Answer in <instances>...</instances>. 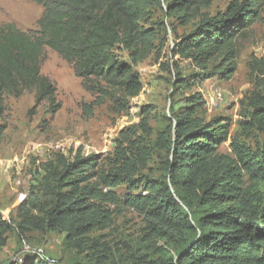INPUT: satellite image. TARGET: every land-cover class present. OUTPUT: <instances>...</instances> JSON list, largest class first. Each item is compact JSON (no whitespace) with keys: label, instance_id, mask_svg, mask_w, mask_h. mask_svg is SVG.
<instances>
[{"label":"trees","instance_id":"trees-1","mask_svg":"<svg viewBox=\"0 0 264 264\" xmlns=\"http://www.w3.org/2000/svg\"><path fill=\"white\" fill-rule=\"evenodd\" d=\"M215 1L34 0L44 8L37 33H26L10 23L0 27V119L6 111L5 95L20 98L35 92L37 103L56 102L57 89L41 71L47 49L73 65L84 88L97 96L94 104L84 105L85 116L92 115L95 106H102L113 92L134 80V65L155 50L157 33L146 27L154 9L183 27L192 25L171 52L173 62L196 68L192 81L232 80L242 42L263 22L264 0H231L214 15L209 10ZM124 52L129 62L122 59ZM251 74L255 77V90L248 97L252 111L244 115L243 125L262 128L264 59L252 57ZM188 100L184 112L164 116L168 127L161 149L166 174L158 180H142L147 195L127 203L144 218L140 236L120 234L111 241L89 237L114 225L112 213L96 205L102 191L114 187L101 174L97 156L78 157L64 167L51 163L46 182L19 208V228L64 230L70 248L79 253L88 249L87 264H264V207L254 204V188H244L243 179L245 173L254 184L264 178L260 161H247L234 146L235 158L220 154L230 141V120L204 123L195 116L204 105L202 94L197 92ZM5 130L0 124V139ZM146 148L141 143L125 150L126 157L120 161L128 178L147 166ZM10 231V221L1 215L0 252ZM161 244L167 249L158 247Z\"/></svg>","mask_w":264,"mask_h":264},{"label":"rangeland","instance_id":"rangeland-1","mask_svg":"<svg viewBox=\"0 0 264 264\" xmlns=\"http://www.w3.org/2000/svg\"><path fill=\"white\" fill-rule=\"evenodd\" d=\"M230 2L217 0L209 11L214 15L223 12ZM43 13L44 8L34 0H0V27L10 23L26 33H37ZM262 16L263 22L254 26L240 46L239 68L232 80L194 82L190 75L196 68L184 61L175 63L171 56L174 43L190 33L192 25L183 27L154 9L146 27L157 33L155 50L146 61L134 65V80L113 92L102 106H95L90 116H85L84 105L94 104L97 96L84 88L73 65L47 49L41 71L57 89L56 102L37 103L35 92H25L20 98L4 96L6 111L0 119L6 127L0 139V216L10 221L11 231L5 235L0 264H31L40 260L44 264H87L88 249L81 248L84 253H79L70 248L64 230L38 232L18 225L21 204L46 182L49 165L64 167L78 157H99L101 174L114 184L112 190H103L100 203L96 202L104 213H112L114 225L89 237L103 236L111 241L120 234L140 236L144 218L127 203L147 195L142 180H158L166 174L165 150L161 149L168 127L164 116L173 111L184 112L189 97L197 92L204 101L195 111L197 118L204 123L216 118L230 120V141L219 153L233 155L234 146V151L247 161L259 160L264 175V126L243 125L244 115L252 111L248 97L255 90L252 57L264 59V12ZM120 55L129 62L125 52ZM219 93L222 99L217 97ZM141 143L147 147L149 162L137 175L128 178L120 160L125 159L126 149ZM243 179L244 188H254V204L264 207V178L254 184L245 173Z\"/></svg>","mask_w":264,"mask_h":264},{"label":"built area","instance_id":"built-area-1","mask_svg":"<svg viewBox=\"0 0 264 264\" xmlns=\"http://www.w3.org/2000/svg\"><path fill=\"white\" fill-rule=\"evenodd\" d=\"M217 97H218L219 99H222V95H221L220 93L217 95Z\"/></svg>","mask_w":264,"mask_h":264}]
</instances>
